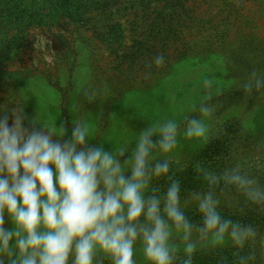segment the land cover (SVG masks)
Here are the masks:
<instances>
[{
    "label": "clouds",
    "instance_id": "9594fccd",
    "mask_svg": "<svg viewBox=\"0 0 264 264\" xmlns=\"http://www.w3.org/2000/svg\"><path fill=\"white\" fill-rule=\"evenodd\" d=\"M165 63L163 54L152 61ZM241 87L264 90V74L253 71ZM84 96L91 103L98 93ZM210 101L204 94L179 118L147 119L116 143L97 137L86 117L76 116L65 139L56 120L38 116L27 127L23 100L5 105L12 123L0 116V264H196L225 244H264L258 226L225 211L243 203L264 212V164L254 174L239 161L219 171L195 162L200 183L191 188L179 175L184 145L213 136Z\"/></svg>",
    "mask_w": 264,
    "mask_h": 264
},
{
    "label": "rangeland",
    "instance_id": "374dc122",
    "mask_svg": "<svg viewBox=\"0 0 264 264\" xmlns=\"http://www.w3.org/2000/svg\"><path fill=\"white\" fill-rule=\"evenodd\" d=\"M56 1L47 0L48 7ZM39 2L0 0V116L7 114L10 125L4 106L23 100L29 128L40 116L63 125L70 138L73 121L83 116L96 136L112 127L116 143L159 117L152 114L156 99L174 109L166 116L179 118L189 101L210 94L213 136L205 145H184L183 182L195 186V162L211 168L239 161L254 174L255 165L264 164V147L244 140L249 130L234 133L244 118L256 117L241 87L252 72L241 64L264 57V0H90L89 20L81 25L63 8L47 16ZM27 8L39 15L23 14ZM158 54L166 57L159 68L152 64ZM89 90L98 93L91 103L84 96ZM234 92L237 105L227 109ZM258 101L255 119L264 127V102Z\"/></svg>",
    "mask_w": 264,
    "mask_h": 264
},
{
    "label": "trees",
    "instance_id": "16d2710c",
    "mask_svg": "<svg viewBox=\"0 0 264 264\" xmlns=\"http://www.w3.org/2000/svg\"><path fill=\"white\" fill-rule=\"evenodd\" d=\"M87 2H90V0H60V1H56V3L54 5L48 7L47 0L46 1L43 0V2L38 3L39 4L38 6H39V9L41 11L43 10L42 9L43 6L45 7V10H49V12L47 13L48 14L47 16L51 15L52 14L51 12L57 14V12L60 8H63V10L66 9V12L68 14V16L65 15L66 18L71 23H77V25H81V24L88 22V20H89L86 18V12H85V9H86L85 5ZM27 10L28 11H24L22 9L21 12H23V14H27V15H28V13H31L32 15H39V14L34 13V10H31V8H27ZM51 17L54 18V15L52 14ZM235 60L236 59L233 58V65L236 68L240 65V63H238V62L236 63ZM244 60H246V61H242V64H241L242 69H244L246 71L249 70L251 72H253L254 70H257L261 74H264V57L259 58V61H257V62L255 61V63H253L249 59H244ZM206 77H207V75H204L203 78H206ZM262 91L264 93V90H262ZM237 94L238 93H236V92L231 94L232 95V99H231L232 101H231V103H229L230 105L229 104L226 105L227 109L229 107L237 105L236 99H235ZM231 95H229V99L231 98ZM246 99H247V103H248V107H249L248 109L252 110V108H253V110L255 111L254 112L255 116L257 118H259V115H260L259 112L261 110V107L255 106L256 105L255 103L258 100H261L262 102H264V95H262L260 93L256 94L253 92L251 94H247ZM154 102H155V105H154L155 109L153 110L152 114H154V112H156L159 115V117H161V116L168 115V114H171L174 112V109L170 110L168 107H166L164 105L162 98L156 99ZM257 104H259V103H257ZM255 118L252 119L251 115L247 118H244L240 124L238 123L239 126H237V130H235L234 133L245 134L244 130L248 129L250 133H248V135L245 134L246 137L243 135L245 137L244 140L249 141L250 145L258 143V144H260L259 146L264 147V127L263 126L261 127ZM111 132H112V127L111 128L109 127L106 134H105V132H103L100 136H97V137L106 138V139H109L113 142L112 138L110 137ZM68 136H69V133L66 132L65 139ZM93 142L94 143H92V144H97L99 141L97 139H93ZM118 142H120V141H118ZM108 146H110V144L106 142L104 144V147L106 150H110V148H108ZM211 168L219 171L224 167L222 165L217 166V162H214L213 165L211 166ZM262 178H264V177H262ZM194 184H195V186L198 185L199 181L195 180ZM184 185L188 188H191V185H189L186 182H184ZM225 211H226V213H228L230 215H235L238 218H241L247 222H251V223L255 224L256 226H258L261 234L264 235V212L257 211L256 209L248 207V206L244 205L243 203H237L232 207L226 208ZM226 245L227 244H225L224 246H222L219 249L208 251V252L200 254L196 258V264H239V258L241 256L248 257L247 264H264V244H256V245H253L251 247H247V248L242 249V250H238V249L234 248L231 244H229L228 246H226Z\"/></svg>",
    "mask_w": 264,
    "mask_h": 264
}]
</instances>
